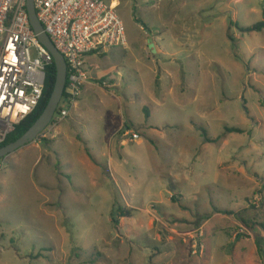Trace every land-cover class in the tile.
Here are the masks:
<instances>
[{
  "label": "rangeland",
  "instance_id": "rangeland-1",
  "mask_svg": "<svg viewBox=\"0 0 264 264\" xmlns=\"http://www.w3.org/2000/svg\"><path fill=\"white\" fill-rule=\"evenodd\" d=\"M109 1L126 46L0 159V264H264V0Z\"/></svg>",
  "mask_w": 264,
  "mask_h": 264
},
{
  "label": "built area",
  "instance_id": "built-area-1",
  "mask_svg": "<svg viewBox=\"0 0 264 264\" xmlns=\"http://www.w3.org/2000/svg\"><path fill=\"white\" fill-rule=\"evenodd\" d=\"M33 4L66 66L60 110L52 119L60 122L89 80L86 57L125 47V30L109 0H33ZM52 63L29 25L26 0H0V145L39 105ZM125 136L131 142L139 139L135 132L127 131Z\"/></svg>",
  "mask_w": 264,
  "mask_h": 264
},
{
  "label": "water",
  "instance_id": "water-1",
  "mask_svg": "<svg viewBox=\"0 0 264 264\" xmlns=\"http://www.w3.org/2000/svg\"><path fill=\"white\" fill-rule=\"evenodd\" d=\"M26 12L29 25L38 43L51 55L55 67V78L52 92L48 102L34 124L17 140L0 148V159L7 157L18 149L33 143L37 137L50 125L58 104L63 95L66 82V66L62 55L55 49L48 36L45 34L42 25L37 19L33 0H26ZM147 49L156 56V50L151 40L147 42Z\"/></svg>",
  "mask_w": 264,
  "mask_h": 264
},
{
  "label": "trees",
  "instance_id": "trees-1",
  "mask_svg": "<svg viewBox=\"0 0 264 264\" xmlns=\"http://www.w3.org/2000/svg\"><path fill=\"white\" fill-rule=\"evenodd\" d=\"M262 21L258 22L256 24H254L251 27H240V31L241 32H260L264 29V13L262 16ZM54 78H55V67L54 64L52 63L51 66L48 68L47 70V76H46V82H45V88H44V92H43V97L39 103V105L37 106V108L35 109V111L29 115L14 131V133H12L7 139L6 141L0 145V148L3 146H6L7 144L14 142L15 140H17L19 137H21L33 124L34 122L38 119V117L41 115V113L43 112L49 96L52 92L53 89V84H54ZM60 108L57 109L56 113L57 114L59 112ZM228 132H236V133H241L240 130L238 129H227ZM204 135L206 136V133L204 131ZM207 141H210L207 137H206Z\"/></svg>",
  "mask_w": 264,
  "mask_h": 264
},
{
  "label": "crops",
  "instance_id": "crops-1",
  "mask_svg": "<svg viewBox=\"0 0 264 264\" xmlns=\"http://www.w3.org/2000/svg\"><path fill=\"white\" fill-rule=\"evenodd\" d=\"M147 42H148V40H147ZM151 42H152V41H151ZM152 43H153V42H152ZM153 44H154V43H153ZM146 47H147V45H146ZM154 48H155L156 52H158V53H159V49H157V47H156V45H155V44H154ZM87 83H88V82H87ZM87 83H86V84H87ZM86 84H85V85H86ZM85 85H84V87H85ZM84 87H83V89H84Z\"/></svg>",
  "mask_w": 264,
  "mask_h": 264
}]
</instances>
